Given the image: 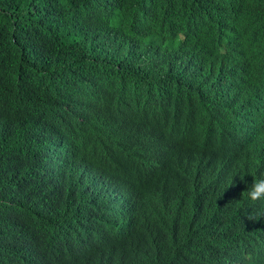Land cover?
<instances>
[{
  "label": "trees",
  "instance_id": "1",
  "mask_svg": "<svg viewBox=\"0 0 264 264\" xmlns=\"http://www.w3.org/2000/svg\"><path fill=\"white\" fill-rule=\"evenodd\" d=\"M230 41L235 79L222 54ZM263 79L264 0H0V264L229 260L224 226L200 228L195 199L186 237L146 256L117 213L169 224L161 183L185 205L171 168L198 156L172 151L170 126L191 130L206 114L222 131L226 82L254 98Z\"/></svg>",
  "mask_w": 264,
  "mask_h": 264
},
{
  "label": "clouds",
  "instance_id": "2",
  "mask_svg": "<svg viewBox=\"0 0 264 264\" xmlns=\"http://www.w3.org/2000/svg\"><path fill=\"white\" fill-rule=\"evenodd\" d=\"M183 39V33H177L176 41L182 42ZM239 51V44L234 41H230L222 50L229 62L230 77L234 79L240 72H237L239 67L234 64ZM260 86V94L248 98L244 91L250 88L249 85L242 83L240 88L237 82L235 87L226 82V92L218 102L223 132L211 127V118H207L206 114L191 130L170 126V131L173 128L179 131L171 135L169 140L164 137L173 144L172 151L178 152L177 149L188 145L198 152L191 165L181 168L177 159V165L171 168L177 194L185 205L176 203L169 196L167 186L161 183V193L157 197L165 195L161 208L167 214L164 218L172 217L169 224L162 228L158 223L154 226L147 219L135 215V211L130 208L117 213L121 232L134 231L137 241L147 250L145 256L154 249L162 248L164 242L173 236L186 237L191 226H181L191 215L190 208L195 199L199 210V218L195 221L200 228L212 224L215 231L219 232L216 225L224 226L221 228L224 239L234 246L229 260L217 262L214 256H205L199 260L202 264H264V79ZM210 130L215 132L216 142ZM218 159H221V165L227 170L218 166ZM164 169L157 168L154 171L162 172ZM197 190L202 191L203 196L196 197ZM212 194L219 196L210 199ZM131 195V192L123 189L119 198L128 204ZM173 203L177 207L170 212ZM145 223L152 225L151 232L144 226ZM208 237L215 241L217 235Z\"/></svg>",
  "mask_w": 264,
  "mask_h": 264
},
{
  "label": "bare ground",
  "instance_id": "3",
  "mask_svg": "<svg viewBox=\"0 0 264 264\" xmlns=\"http://www.w3.org/2000/svg\"><path fill=\"white\" fill-rule=\"evenodd\" d=\"M234 1V0H233ZM241 85V84H240ZM42 156V155H41ZM226 170V169H225Z\"/></svg>",
  "mask_w": 264,
  "mask_h": 264
}]
</instances>
